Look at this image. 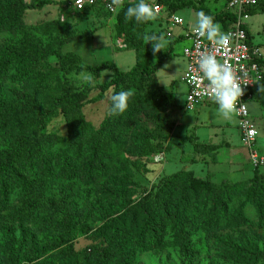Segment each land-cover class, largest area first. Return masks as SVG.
<instances>
[{
    "label": "rangeland",
    "instance_id": "1",
    "mask_svg": "<svg viewBox=\"0 0 264 264\" xmlns=\"http://www.w3.org/2000/svg\"><path fill=\"white\" fill-rule=\"evenodd\" d=\"M10 1L0 0V3ZM39 1L23 0L26 4ZM50 1L41 10H26L21 24L35 27L59 19L60 29L57 33L43 35L33 31L32 38L42 46L66 39L67 43L60 49L61 54L74 53L81 63L88 66H98L106 61L126 72L135 64L133 50L126 48L144 47L140 46L141 40L146 43L143 53L147 55L149 64H153L158 52L154 56L151 42L144 39L149 32L162 36L167 43L173 42L172 59L164 63L156 74L169 106L159 111L153 108L146 115H140L135 122L127 123L130 127L124 142H120L117 148L103 144L106 158L102 162L101 157L94 159L87 177L85 161L94 148L90 129L98 130L107 117L108 96L113 89H109L101 101L92 103L90 100L99 92L96 84L108 80V72H103L98 80L88 84L79 78L80 73L59 71L61 82L85 94L86 103L82 113L87 126L70 137L62 114L46 126L51 141L44 146V157L50 173L44 175L42 168L34 166L33 173L38 180L33 181L42 189L37 199L38 206L28 216L21 212L27 209L26 202L30 198L25 200L23 190L9 185L8 181L7 193L0 194L3 196L0 198V264H121L102 261V253L104 250L108 252L112 246L109 237L98 238L97 233L108 218L121 214L140 200L145 192L156 190L165 177L177 171L189 170L199 178L206 177L207 171L213 172L212 181L220 183L222 180L236 182L249 179L253 176V169L248 164L245 150L238 144L235 115L230 120L224 119L218 114L215 103L203 105L194 111L184 110L186 87L181 78L186 62L182 50L187 43L181 36L185 28L194 26L198 11L191 7L176 11L184 20V29L155 22L146 26L142 35L137 29L143 25L136 21L132 24L125 17L97 10L76 13L68 8L69 0ZM202 1L204 6L217 14L222 13L226 5V0ZM257 13L249 20V30L252 43L258 45L264 56V14ZM61 16L64 22H61ZM118 39L123 41V48L116 47ZM20 40L16 28L0 24V114L7 110L15 111L18 106L22 109V98L28 106L41 108L40 101L29 94L31 76L18 66H4V50L9 44ZM47 62L54 68L60 65L54 56L49 57ZM68 62L73 61L68 58ZM259 86L253 91L248 108L254 123L259 126L258 122L261 121V128L258 129L262 135L258 136L256 147L263 153L264 93L258 92ZM158 117L175 123L171 135L161 143L162 148L158 153L140 155L139 138L152 132L154 126L149 118ZM14 122L3 126L0 123V151L14 146L18 135ZM194 131L201 140L211 137L213 143L222 134L229 135L233 149L237 150L236 164L218 165L213 154L210 155L209 164L200 154H192L194 140L197 139ZM117 142L116 139L114 143ZM218 142L222 147H231L228 140L218 139ZM77 149L80 150L74 156ZM237 164L240 166L237 172H233ZM67 166L75 170L74 175L65 172ZM259 174L264 178V168L260 169ZM210 209L216 212V220L199 216L186 223L185 249L174 246L167 238L157 249H143L132 242L135 237L133 233H125V264H264V185L259 188L249 184L221 204L211 205ZM223 215L229 218V222L222 221ZM237 216L238 221L234 219ZM120 243L118 239L113 247L119 249ZM68 246H71L73 254L63 257L61 250Z\"/></svg>",
    "mask_w": 264,
    "mask_h": 264
},
{
    "label": "trees",
    "instance_id": "2",
    "mask_svg": "<svg viewBox=\"0 0 264 264\" xmlns=\"http://www.w3.org/2000/svg\"><path fill=\"white\" fill-rule=\"evenodd\" d=\"M50 2V0H41L37 3L26 4L23 0H12L5 4L0 3V24L12 29L16 28L21 36L19 42L9 44L4 50V66H18L24 69L26 75L31 76L29 94L41 104V108L35 105L28 106L27 101L22 98L20 99L22 109L18 106L15 111L7 110L0 114L2 126L15 121L14 126L18 130L14 146L0 151V194L7 193L8 181H10L9 185L22 189L24 199L30 198L26 202L27 209L21 212L26 216L38 206L37 199L42 189H39L41 185L33 181L38 180L33 173L34 166L42 168L41 173L44 175L50 173L44 157V146L51 141L50 134L45 130L46 126L59 114L63 115L70 137L82 132L84 126H87L82 113V107L86 103L85 94L61 82L58 78L59 71L91 73L93 81L98 80L103 72H108L109 79L96 84L99 92L90 100L92 103L101 101L104 94L111 88L115 92L133 90L134 93L124 113L117 116L107 115L98 130L90 129L94 148L85 161L87 163L84 171L87 177L94 165V159L101 157L102 162L106 158L103 144H107L110 148L113 146L117 148L120 142H124L130 127L127 123L135 122L140 115H146L153 108L159 111L169 106L164 90L157 82L156 72L163 63L172 59L173 42H168L166 47L158 52L153 64H149L147 55L143 53L146 43H142V40L139 43L144 47L126 48V50H133L135 54V64L126 72L118 70L115 64L106 61L98 66H88L81 63L74 53L61 54L60 49L67 43L66 39H58L42 46L32 38L33 31L43 35L57 33L60 29L59 19L41 23L35 27L21 24V18L26 10H41ZM166 4L171 11L188 7L198 12L204 11L206 15L213 17V22L218 23H224L226 18L231 17L223 11L218 14L211 13L202 0H168ZM135 5L126 4L116 15L124 18L127 8ZM248 12L250 14L264 13V0H259ZM129 21L132 24L135 22L134 19ZM141 24L143 26L137 30L143 35L146 26L153 24V21ZM52 56L60 61L58 68L48 64L47 59ZM68 58H71L73 62L69 63ZM259 63L263 66L264 60ZM149 120L154 128L151 133L139 138L141 140L140 155L158 153L162 148L161 143L168 140L175 125L173 121L160 117L149 118ZM116 139L119 142L114 143ZM194 142L192 154L212 155L221 146L220 144L199 143L196 139ZM79 150L74 151V156ZM260 169H254L253 176L249 179L236 182L222 180L220 183H214L209 174L204 178H199L189 170H180L170 174L158 184L156 190L145 192L140 200L127 207L118 216L108 218L98 230L97 237H109L112 246L108 252L104 250L102 261L105 263L117 261L125 264L123 252L127 246L126 239L123 237L125 233H133L135 237L132 242L136 247L143 249H157L164 244L166 238L174 246L185 249L187 245L186 223L191 218L197 219L199 216L216 220L218 216L215 211H211V205L221 204L249 184L260 188L264 185V178L259 174ZM66 171L69 175L75 173L70 166L65 168ZM11 174L13 176H10ZM221 219L223 222H229V218L225 215ZM234 219L237 220L238 216ZM118 239L121 243L119 249H116L113 244L117 243ZM61 252L63 257H70L73 254L71 246L65 247Z\"/></svg>",
    "mask_w": 264,
    "mask_h": 264
},
{
    "label": "built area",
    "instance_id": "3",
    "mask_svg": "<svg viewBox=\"0 0 264 264\" xmlns=\"http://www.w3.org/2000/svg\"><path fill=\"white\" fill-rule=\"evenodd\" d=\"M168 0H145L146 3L158 6L157 18L153 23L164 22L171 27H185L182 17L171 11L166 4ZM259 0H226L224 13L230 14V18H226L224 23L213 22L220 25V32L229 37L226 47L216 51L217 60L223 64H229L235 74L239 77V83L244 89V94L237 101L238 112L235 114L237 118V129L239 132L240 145L247 154L248 164L252 169L264 168V154L256 147L258 138V130L254 125L248 104L252 99L253 91L264 81V74L260 61L263 60V54L260 48L253 44L247 29V21L250 13L248 12ZM139 0H123V6L117 11L110 10L107 5L111 0H95L89 4L88 0H84V7L80 8L77 0H69L68 8L73 12L100 11L109 15H116L126 4H137ZM61 22L64 18L61 16ZM187 43L182 50V57L186 62L185 70L181 78V82L185 85L184 92V110L194 111L204 104L214 103L210 93L207 90V80L201 81L198 76L202 75L195 71L196 59L198 53L204 51L205 48L212 49L214 46L211 42L198 38L192 28H185L184 34L181 36ZM116 47L123 48V41L116 40ZM259 78V79H258ZM259 83V84H257ZM249 133H254L249 135Z\"/></svg>",
    "mask_w": 264,
    "mask_h": 264
},
{
    "label": "clouds",
    "instance_id": "4",
    "mask_svg": "<svg viewBox=\"0 0 264 264\" xmlns=\"http://www.w3.org/2000/svg\"><path fill=\"white\" fill-rule=\"evenodd\" d=\"M95 0H88L89 4ZM80 8L84 7V0H77ZM123 6V0H111L107 7L112 11H117ZM158 6L146 3L145 0H139L135 6L127 8L125 18L134 19L137 23H145L154 21L157 18ZM196 23L192 28V32L198 37L205 39L214 46L212 49L205 48L204 51L198 53L196 59V69L201 81L207 80V90L211 95L213 102L218 106L217 112L226 120L233 118L237 114V101L244 94V89L239 83V77L235 74L232 67L226 62L221 64L216 58V51L227 46L229 37L220 32V25L213 23V17L206 15L204 11L196 13ZM145 41L151 42L153 55L160 52L166 47V41L162 36L156 34H146ZM79 78L88 84H93V76L91 73H80ZM259 79V78H258ZM259 84V83H257ZM258 92L264 93V85L260 84ZM134 95L132 90H121L119 92L112 91L108 96L109 105L107 114L109 116H117L124 113L128 107L129 99ZM254 133H249L253 135Z\"/></svg>",
    "mask_w": 264,
    "mask_h": 264
},
{
    "label": "crops",
    "instance_id": "5",
    "mask_svg": "<svg viewBox=\"0 0 264 264\" xmlns=\"http://www.w3.org/2000/svg\"><path fill=\"white\" fill-rule=\"evenodd\" d=\"M206 8H207V6H205ZM208 9V8H207ZM211 13H213V14H215L214 12H212L210 9H208ZM224 10V9H223ZM177 14V13H176ZM255 14H258V13H254V14H250V17H249V20H250V18H251V16L252 15H255ZM262 14H264V13H262ZM178 15V14H177ZM249 20L247 21V29H248V32H249V35H250V40H251V42H253V38H252V35H251V33H250V30H249ZM191 28H193V27H187V29H191ZM258 46V45H257ZM263 60H264V56H263ZM170 61V60H169ZM168 62V61H167ZM166 63V62H165ZM164 64V63H163ZM162 64V65H163ZM264 65V64H263ZM161 68H162V66H161ZM160 70V69H159ZM158 70V71H159ZM157 71V72H158ZM262 71H263V66H262ZM157 72H156V74H157ZM263 74H264V71H263ZM108 75H109V73H108ZM163 87V86H162ZM204 105H207V104H204ZM203 106V105H202ZM202 106H199L198 107V109L200 108V107H202ZM197 109V110H198ZM250 112V111H249ZM251 114V113H250ZM250 116H252V115H250ZM252 119V118H251ZM253 121V120H252ZM253 123H254V121H253ZM258 124H260L259 126L256 124V123H254V125L256 126V128H257V130H258V136H261L262 134L260 133V131H259V129H258V127H260L261 128V121H259L258 122ZM235 126H236V129H237V123L235 124ZM194 133H195V131H194ZM237 135H238V139H239V132H238V129H237ZM195 136H196V133H195ZM197 137V142H199V143H211V144H220L221 142H218V139H220V141H221V139L223 140H228L229 142H231V137L229 136V135H227V134H222L221 136H219V138H217L216 140H215V143H213V142H211L210 140H212V138L210 137H206L205 139H202L201 140V138H199L198 136H196ZM263 137H264V135H263ZM240 143V139H239V142H238V144ZM231 147L230 148H228V147H222V146H220L218 149H217V151H215L214 153H213V155H214V158H215V160H216V162H218V165H222V164H224V165H233V164H236V162H237V160H238V155H237V150L236 149H233V144H232V142H231ZM263 154H264V152H263ZM200 156H202L203 158H205V162L206 163H209V164H211V162H210V154H202V155H200ZM238 165V164H237ZM240 165H238V166H234V169H233V172H237V167H239ZM208 172V174L209 175H212V173L213 172H209V171H207ZM207 172L205 173L206 175H207ZM254 172L252 171V174H253ZM251 174V175H252ZM249 178V177H248ZM215 181V180H214ZM231 181V180H230Z\"/></svg>",
    "mask_w": 264,
    "mask_h": 264
}]
</instances>
